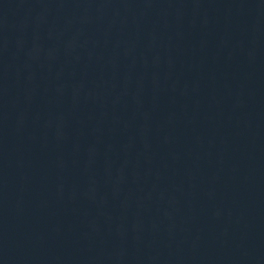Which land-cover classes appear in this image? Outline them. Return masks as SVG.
<instances>
[{
    "label": "water",
    "instance_id": "95a60500",
    "mask_svg": "<svg viewBox=\"0 0 264 264\" xmlns=\"http://www.w3.org/2000/svg\"><path fill=\"white\" fill-rule=\"evenodd\" d=\"M0 264H264V0H0Z\"/></svg>",
    "mask_w": 264,
    "mask_h": 264
}]
</instances>
